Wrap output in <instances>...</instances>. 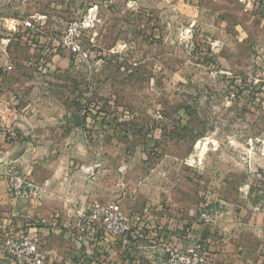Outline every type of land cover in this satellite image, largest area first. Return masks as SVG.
<instances>
[{
  "label": "rangeland",
  "instance_id": "1",
  "mask_svg": "<svg viewBox=\"0 0 264 264\" xmlns=\"http://www.w3.org/2000/svg\"><path fill=\"white\" fill-rule=\"evenodd\" d=\"M99 2L0 0V97L10 113L44 120L83 159L126 163L128 216L196 218L203 203L224 201L223 212L255 215L254 224L264 215V0ZM91 4L96 19L74 52L67 28ZM27 19L39 26L25 28ZM72 241L39 238L42 264H89L88 245Z\"/></svg>",
  "mask_w": 264,
  "mask_h": 264
},
{
  "label": "crops",
  "instance_id": "2",
  "mask_svg": "<svg viewBox=\"0 0 264 264\" xmlns=\"http://www.w3.org/2000/svg\"><path fill=\"white\" fill-rule=\"evenodd\" d=\"M10 102H3L0 97V106L5 107L3 113L0 112V221L6 222L11 231L19 232L25 224L36 223L32 230L38 231L39 238L50 240L54 235L66 238L81 224V211L87 210L90 204L123 202L127 195L126 163L110 160L101 166L83 159L80 150L53 141L55 131L42 128L44 120L34 115L10 113ZM101 170L106 172V177ZM109 170L115 172L112 179L107 176ZM10 173L28 177L46 187L49 193L41 200L30 195L12 197L7 184ZM197 216L177 210L168 216L145 212L148 229H144L135 241L114 237L112 241L104 236L100 242L98 230L95 238L83 240L88 245L86 250L93 253L88 261H98L101 253L106 252L105 256L109 254L117 264L128 261L162 264L161 241L174 242L179 248H185L199 240L208 249L205 264H264V215L258 214L253 224L255 215H246L244 211L230 215L223 213L216 217L213 225L198 223ZM166 220L168 225L164 228L162 224ZM48 250L69 256L66 250L52 245ZM68 250L73 253L74 249ZM133 253L137 260L131 256Z\"/></svg>",
  "mask_w": 264,
  "mask_h": 264
},
{
  "label": "built area",
  "instance_id": "3",
  "mask_svg": "<svg viewBox=\"0 0 264 264\" xmlns=\"http://www.w3.org/2000/svg\"><path fill=\"white\" fill-rule=\"evenodd\" d=\"M85 3L88 0H77ZM100 6L109 8L116 3V0H100ZM97 4H91L87 9V15L82 21L75 20L70 23L66 33V43L74 52H80L79 40L82 38L83 29L93 25L97 15ZM27 29H34L39 24L27 19L22 21ZM8 68H11L10 66ZM9 193L12 197L30 195L41 200L48 194L46 187L36 184L28 177L19 174H8ZM208 203H203L197 216L198 223L212 225L216 222V217L227 211H222L228 207L224 201H218L214 208L207 207ZM82 222L76 229L79 238L85 239L86 231H102L114 238L125 239L127 234L138 223L144 221V215L128 216L125 214L120 201H112L105 204L94 203L87 210L81 211ZM36 224V223H29ZM7 223L0 221V261H13V264H42L43 257L39 244L38 232H15L8 228ZM88 241V240H87ZM164 252L162 264H205L208 249L199 241H192L185 248H179L174 242H160ZM90 252V251H86ZM91 253V252H90Z\"/></svg>",
  "mask_w": 264,
  "mask_h": 264
},
{
  "label": "trees",
  "instance_id": "4",
  "mask_svg": "<svg viewBox=\"0 0 264 264\" xmlns=\"http://www.w3.org/2000/svg\"><path fill=\"white\" fill-rule=\"evenodd\" d=\"M148 223H149V221H147V222H145V221H143V222H141V223H138L135 227H133V229L127 234V236H126V240L127 239H129V240H133V241H135L138 237H140V233L144 230V229H148ZM33 226H36L35 224H29V223H27V224H25L24 225V227L20 230L21 232H34V231H36V229H34V230H32V227ZM36 232H38V231H36ZM98 232H100L101 233V235H100V238H98V240L101 242L102 240H104L105 238H104V236L106 237V238H109V240L111 239L112 241H113V239H112V236H110L109 234H107V233H105V232H101V231H98ZM97 232V233H98ZM96 232L94 233V232H92V233H90L89 231H86V233H85V235H84V237H85V239L86 240H90L91 238H95V236H96V234H97ZM79 236H81V235H79V233L75 230V232L74 233H72L69 237L71 238V239H73V240H76V242H80V244H82V242H83V238H79ZM130 246H132V244H129ZM102 248V250L103 251H105V247L104 246H102L101 247ZM105 253L106 252H102L101 254H102V257L100 258V260H98V261H93L92 259L89 261V264H117L118 262L117 261H114L113 260V258H111L112 256H110L109 254L107 255V256H110V257H107V256H105ZM129 263L131 262V261H128ZM126 264V263H125ZM132 264H139V263H137L136 261L134 262H132Z\"/></svg>",
  "mask_w": 264,
  "mask_h": 264
}]
</instances>
